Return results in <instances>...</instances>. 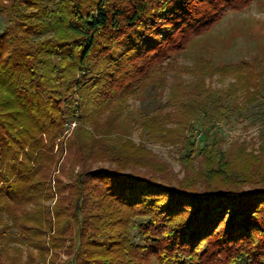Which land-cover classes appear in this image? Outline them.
Wrapping results in <instances>:
<instances>
[{
    "label": "trees",
    "instance_id": "obj_1",
    "mask_svg": "<svg viewBox=\"0 0 264 264\" xmlns=\"http://www.w3.org/2000/svg\"><path fill=\"white\" fill-rule=\"evenodd\" d=\"M253 1L0 0V214L17 240L68 239L69 264H264V126L256 146L227 147L209 126L262 104L260 74L241 61L232 84L211 89L212 63L188 80L174 57ZM167 84L166 102L129 111V98ZM124 113L147 138L179 143L181 178L114 127ZM64 147L79 169L53 191ZM54 193L52 209L23 210Z\"/></svg>",
    "mask_w": 264,
    "mask_h": 264
},
{
    "label": "rangeland",
    "instance_id": "obj_2",
    "mask_svg": "<svg viewBox=\"0 0 264 264\" xmlns=\"http://www.w3.org/2000/svg\"><path fill=\"white\" fill-rule=\"evenodd\" d=\"M4 23L5 19L0 15V24ZM174 57L181 67L180 77L188 80L192 78L189 72L196 70L200 65V59L212 63L218 70L211 75H204L205 85L211 89L223 88L234 82L235 77L229 72L231 69L228 66H234L241 61L249 62L260 74L258 82L262 87L261 93L264 97V0H254L240 11L226 12L212 29L191 38L183 50L174 53ZM167 74L171 83L173 71L169 70ZM168 84L165 89H158L155 93L146 90L138 97L129 98L127 101L130 106L129 111L138 113L166 102L169 95ZM261 102L260 106L250 104L248 109H243L240 114H234L228 121H212L209 124L211 130L219 131L223 139V147H227L234 140H245L254 142V146L257 145L260 128L264 126V101ZM129 119V115L124 113L115 121L114 127L121 125L125 130L124 137L136 144H143L167 165V169L181 178L183 169L179 161V143H163L157 139L147 138L136 127V124L130 123ZM74 125L75 123L71 122L64 126L63 135L55 141L54 151L58 149L57 143L61 139L65 140L71 135ZM185 133L192 138V135L196 136L199 132L188 126ZM210 134L212 133L209 132ZM75 152L76 150L69 154L68 150L63 148L56 166L51 170L50 184L53 191L57 176L67 183L70 178L66 173L69 171L74 173L79 169L78 161L73 160L76 159ZM102 164L106 165V162L97 161L93 166ZM63 165L65 166L64 173L61 172ZM56 200L57 195L54 193L51 199L39 202L37 205L29 204L23 210L32 211L45 206L52 209ZM26 223L31 224V222ZM16 228L12 218L6 214H0V264H69L67 262L73 254L68 248V239L61 240L58 246H53L47 238V249L40 250L17 240ZM52 232L49 235H53Z\"/></svg>",
    "mask_w": 264,
    "mask_h": 264
}]
</instances>
